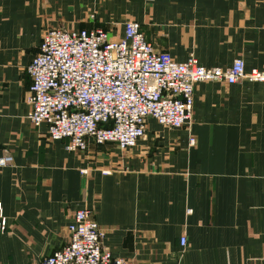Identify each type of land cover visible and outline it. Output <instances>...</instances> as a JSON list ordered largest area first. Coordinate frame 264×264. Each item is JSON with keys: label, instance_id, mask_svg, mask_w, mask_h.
<instances>
[{"label": "crops", "instance_id": "crops-1", "mask_svg": "<svg viewBox=\"0 0 264 264\" xmlns=\"http://www.w3.org/2000/svg\"><path fill=\"white\" fill-rule=\"evenodd\" d=\"M127 21L176 62L192 53L206 68L240 58L264 71V0H0V155L13 157L0 169V264L62 249L80 209L134 264H264V83L198 82L188 126L149 119L123 151L89 139L70 152L29 122L26 68L44 34L101 28L119 39Z\"/></svg>", "mask_w": 264, "mask_h": 264}, {"label": "built area", "instance_id": "built-area-1", "mask_svg": "<svg viewBox=\"0 0 264 264\" xmlns=\"http://www.w3.org/2000/svg\"><path fill=\"white\" fill-rule=\"evenodd\" d=\"M123 31L122 38L110 39L101 28L49 30L26 68L28 120L36 128L46 124L48 139L67 141V151H84L89 139L133 148L145 137L149 119L169 129L188 126L198 82L264 83V71L246 72L240 58L228 69L206 68L192 53L176 62L153 48L137 22L127 21ZM12 164L11 155H0V169ZM68 231L67 245L40 264H134L103 246L91 210L75 211ZM185 244L181 237L180 246Z\"/></svg>", "mask_w": 264, "mask_h": 264}]
</instances>
